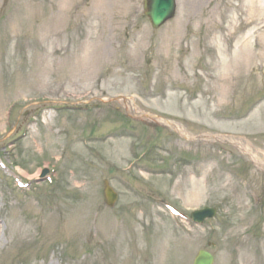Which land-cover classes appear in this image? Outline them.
Returning a JSON list of instances; mask_svg holds the SVG:
<instances>
[{
	"label": "rangeland",
	"instance_id": "1",
	"mask_svg": "<svg viewBox=\"0 0 264 264\" xmlns=\"http://www.w3.org/2000/svg\"><path fill=\"white\" fill-rule=\"evenodd\" d=\"M0 226V264H264V0H0Z\"/></svg>",
	"mask_w": 264,
	"mask_h": 264
},
{
	"label": "water",
	"instance_id": "2",
	"mask_svg": "<svg viewBox=\"0 0 264 264\" xmlns=\"http://www.w3.org/2000/svg\"><path fill=\"white\" fill-rule=\"evenodd\" d=\"M144 8L154 28H159L168 20L172 19L177 11V0H145ZM46 174V171L45 173ZM105 196L108 206H114L118 195L110 186L109 181H105ZM216 215V209L206 208L193 214L196 222L201 223L209 217ZM215 257L207 250L199 251L193 264H214Z\"/></svg>",
	"mask_w": 264,
	"mask_h": 264
},
{
	"label": "bare ground",
	"instance_id": "3",
	"mask_svg": "<svg viewBox=\"0 0 264 264\" xmlns=\"http://www.w3.org/2000/svg\"><path fill=\"white\" fill-rule=\"evenodd\" d=\"M245 48H247V46L245 45V44H243V46H241L240 48H239V50H237V52H239V54L240 53H242V52H246V49ZM242 54H244V53H242ZM6 221H8V219H6ZM10 224H11V226H12V228H10L9 226H8V229H7V231H6V235L7 236H9V235H11V234H18V235H20V236H22L23 237V233H22V227H16V228H14L13 226H14V224H15V221L14 222H10ZM17 225V224H16ZM17 226H19V225H17ZM1 227V226H0Z\"/></svg>",
	"mask_w": 264,
	"mask_h": 264
}]
</instances>
